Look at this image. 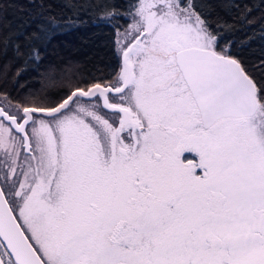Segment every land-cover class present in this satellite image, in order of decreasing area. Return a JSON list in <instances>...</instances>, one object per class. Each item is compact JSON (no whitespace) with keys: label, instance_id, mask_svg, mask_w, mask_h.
Listing matches in <instances>:
<instances>
[{"label":"snow or ice","instance_id":"obj_1","mask_svg":"<svg viewBox=\"0 0 264 264\" xmlns=\"http://www.w3.org/2000/svg\"><path fill=\"white\" fill-rule=\"evenodd\" d=\"M64 7L22 34L0 21L17 69L0 80V264H264V48L241 35L248 10ZM88 22L112 27L115 63L57 79L52 33ZM26 71L41 87L14 95Z\"/></svg>","mask_w":264,"mask_h":264},{"label":"trees","instance_id":"obj_2","mask_svg":"<svg viewBox=\"0 0 264 264\" xmlns=\"http://www.w3.org/2000/svg\"><path fill=\"white\" fill-rule=\"evenodd\" d=\"M233 3L238 7H218L217 12L225 20L232 22L241 10H248V19L253 23L245 27L241 35L247 34L251 38L249 50L258 53L264 48V32L261 31L264 28V0H233ZM0 5H3L0 9V21L7 20L14 28L19 27V34L25 30L31 31L30 27L25 29L26 25L40 23L50 18H55L62 24L71 15L64 7V0H0ZM112 36V27L92 22L82 23L71 29L59 28L52 33L43 54L58 65L55 73L57 79L61 74L67 77L94 65L115 63L112 55ZM5 71L9 73L7 83L11 87L16 79L17 69L11 67V60L8 57L0 56V80ZM40 87L39 76L26 71L19 76L13 94H23L24 91Z\"/></svg>","mask_w":264,"mask_h":264}]
</instances>
